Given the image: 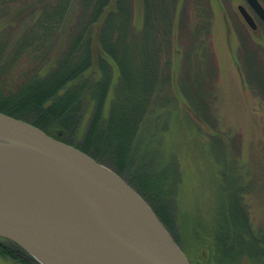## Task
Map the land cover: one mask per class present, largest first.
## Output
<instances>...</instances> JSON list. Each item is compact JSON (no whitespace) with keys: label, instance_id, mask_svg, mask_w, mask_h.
<instances>
[{"label":"trees","instance_id":"obj_1","mask_svg":"<svg viewBox=\"0 0 264 264\" xmlns=\"http://www.w3.org/2000/svg\"><path fill=\"white\" fill-rule=\"evenodd\" d=\"M210 13L209 0H0V112L114 170L177 244L174 192L162 188L163 174L136 163L145 155L136 152L135 135L154 106L178 102L176 91L198 121L214 125ZM251 45L241 44L239 70L264 101V65ZM24 59L31 65L9 84V70ZM226 201L212 235L216 257L264 260V239L253 234L240 197L230 193ZM0 256L36 264L1 245Z\"/></svg>","mask_w":264,"mask_h":264},{"label":"rangeland","instance_id":"obj_2","mask_svg":"<svg viewBox=\"0 0 264 264\" xmlns=\"http://www.w3.org/2000/svg\"><path fill=\"white\" fill-rule=\"evenodd\" d=\"M139 4L134 9L138 27ZM238 4L209 0V44L217 69L210 101L214 125L198 121L176 91L178 102L154 106L135 135L136 152L145 155L136 163L144 171L163 174L162 188L174 192L169 198L174 208L172 233L191 264H264L247 257L218 259L212 244L230 193L240 197L253 234L264 239V101L247 87L239 70L241 44H252L257 63L264 65V29L248 28L238 15ZM188 11L193 19L192 8ZM28 65L30 60L24 59L9 70L8 83H17L19 70ZM88 119L86 113L82 132ZM0 264L17 263L0 256Z\"/></svg>","mask_w":264,"mask_h":264},{"label":"water","instance_id":"obj_3","mask_svg":"<svg viewBox=\"0 0 264 264\" xmlns=\"http://www.w3.org/2000/svg\"><path fill=\"white\" fill-rule=\"evenodd\" d=\"M247 1L264 21L258 2ZM0 239L36 264H190L114 170L1 112Z\"/></svg>","mask_w":264,"mask_h":264},{"label":"flooded vegetation","instance_id":"obj_4","mask_svg":"<svg viewBox=\"0 0 264 264\" xmlns=\"http://www.w3.org/2000/svg\"><path fill=\"white\" fill-rule=\"evenodd\" d=\"M241 2V4L237 5V12L239 17L243 20V22L245 23V25L250 28L252 31H256L258 29V27H263L264 29V21L260 18V16L257 14V12L254 10V8L248 3L247 0H239ZM258 2V4L262 7V9L264 10V0H256ZM241 6L246 13L251 17L253 24H254V29H252L248 24H246V22L244 21L243 17L241 16L238 7ZM0 245L6 247L9 250L14 251L15 253L19 254L20 256L26 257L23 254L19 253L17 248L11 244L8 241L2 240L0 239Z\"/></svg>","mask_w":264,"mask_h":264}]
</instances>
